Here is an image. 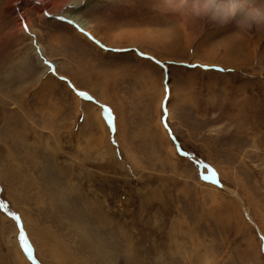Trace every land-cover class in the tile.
I'll use <instances>...</instances> for the list:
<instances>
[{"label":"rangeland","instance_id":"1","mask_svg":"<svg viewBox=\"0 0 264 264\" xmlns=\"http://www.w3.org/2000/svg\"><path fill=\"white\" fill-rule=\"evenodd\" d=\"M72 1L0 0V264H264V28Z\"/></svg>","mask_w":264,"mask_h":264},{"label":"clouds","instance_id":"2","mask_svg":"<svg viewBox=\"0 0 264 264\" xmlns=\"http://www.w3.org/2000/svg\"><path fill=\"white\" fill-rule=\"evenodd\" d=\"M193 3L209 20L221 26L235 21L239 27L264 28V6L253 0H193Z\"/></svg>","mask_w":264,"mask_h":264},{"label":"bare ground","instance_id":"3","mask_svg":"<svg viewBox=\"0 0 264 264\" xmlns=\"http://www.w3.org/2000/svg\"><path fill=\"white\" fill-rule=\"evenodd\" d=\"M83 3V5H77L78 1H72L68 3L67 8H70V10L66 9L65 11H63L61 14L57 15V17H59L60 19H65L68 22H70L72 25H74L75 28H77L78 30L84 32V34L86 36H90L91 35V31L89 30V25L88 23L83 20L81 18V12L86 10L87 7L90 5V2H87V0H81ZM84 223V222H83ZM82 230V229H81ZM89 231V230H88ZM80 237V236H79ZM85 238V237H84ZM87 243V242H86ZM82 245V244H81ZM93 249V248H92ZM105 253V252H104ZM19 259H22V256L19 254L18 255Z\"/></svg>","mask_w":264,"mask_h":264},{"label":"snow or ice","instance_id":"4","mask_svg":"<svg viewBox=\"0 0 264 264\" xmlns=\"http://www.w3.org/2000/svg\"><path fill=\"white\" fill-rule=\"evenodd\" d=\"M63 79V78H62ZM79 95H81V96H85V93H82V92H80V93H78Z\"/></svg>","mask_w":264,"mask_h":264}]
</instances>
